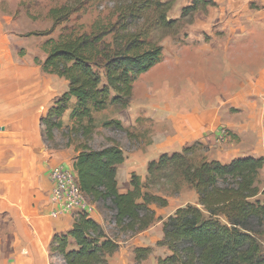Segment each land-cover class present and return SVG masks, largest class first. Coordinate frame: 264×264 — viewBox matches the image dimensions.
<instances>
[{
    "label": "trees",
    "instance_id": "16d2710c",
    "mask_svg": "<svg viewBox=\"0 0 264 264\" xmlns=\"http://www.w3.org/2000/svg\"><path fill=\"white\" fill-rule=\"evenodd\" d=\"M75 1V6L49 11L53 26L42 36L52 35L78 10L101 0ZM114 1L116 22L98 21L90 33L68 32L45 42L44 73L65 79L69 88L42 117L43 140L54 142L58 132L67 139L65 148H75L73 168L82 191L93 204L107 205L117 231L125 235L140 234L156 221L152 206H168L166 197L152 191V178L172 179L176 193L182 188L197 193L198 205L181 207L164 222L158 246L166 247L171 255L159 258L157 264H264V190L258 186L264 157L222 163L207 159L202 154L204 144L195 142L151 161L145 182L132 173V190L121 194L117 174L125 155L120 144L110 140L113 145L99 150L90 145L95 115L110 107L129 108L137 80L162 62L164 48L151 34L162 31L175 36L186 18L216 7L211 0H193L179 20H169L174 1ZM69 111L70 125L65 127L63 118ZM103 126L133 137L118 120ZM118 250V240L86 213H78L73 228L55 236L51 247L63 264H109ZM151 253V248L136 249L137 262Z\"/></svg>",
    "mask_w": 264,
    "mask_h": 264
},
{
    "label": "rangeland",
    "instance_id": "374dc122",
    "mask_svg": "<svg viewBox=\"0 0 264 264\" xmlns=\"http://www.w3.org/2000/svg\"><path fill=\"white\" fill-rule=\"evenodd\" d=\"M161 1H174V6L167 15L169 20H179L183 9L193 3V0ZM211 1L216 7L211 6L193 18H186L175 36L165 35L162 31L151 34V38L163 46L164 57L153 70L141 76V121L138 120L137 128L126 127L133 137L103 126L104 122L125 118L124 111L128 109L110 107L106 112L95 115L96 131L90 142L92 148L99 150L111 146L113 143L110 140H114L127 156L138 150L147 153V148L163 142L174 131L171 122L173 119L170 117L172 114L164 113L162 109L168 106L174 109L176 104L181 107L180 102L175 103V99L183 98L187 103L185 95H189V101L200 103V106L222 99L218 105L221 124L217 133L201 141L205 146L202 154L207 159L229 163L236 158L264 157V94H248L252 74L256 71L259 74L264 66V8L257 2L234 4L231 8L232 4L228 0ZM75 4V0H0V14L6 23L3 28L10 31L17 29L14 31L17 36V40L13 42L14 47L10 44L1 52L0 72L3 82L10 68L27 67L31 64L39 67L38 72L31 76L33 83L40 87L46 85L45 77H50L51 84L56 81L59 91L55 99L68 91L69 82L48 75L42 69L47 57L45 42L49 39L58 40L68 32L77 35L90 33L98 21H117V17L113 16L115 1L101 0L78 10L52 35H41L49 32L53 26L49 17L51 9ZM255 21L257 26L254 25ZM139 26L141 27V21ZM254 38L257 39V48L261 52L257 59L251 57L248 51L255 43ZM234 52L236 56L233 55ZM17 79L19 78L15 77L11 82L16 85V82L22 81L21 78ZM139 79L135 86L139 85ZM170 92L175 95L170 96ZM43 109L44 112L48 108ZM64 125H70L68 117ZM255 136L259 137V142L255 140ZM66 142L67 139L57 132L55 141L45 144L51 150H63L68 149L65 148ZM194 143L187 144L186 147ZM158 152L154 158L159 156ZM168 153L172 154V151L168 150ZM141 178L143 182L146 181V170L141 172ZM152 182L155 183L152 191L166 197L168 206H152L156 221L140 234L120 233L113 223V212L107 205L93 204V214L99 216L107 235L119 242V250L109 259V264H157L159 258L170 256L171 252L166 247L158 246V242L164 237V222L177 209L186 205H198V195L194 190L182 188L176 193L173 180L161 178V175L159 178H152ZM258 186L264 190V168L260 171ZM88 202L90 203L89 200ZM138 248L152 249L151 255L142 263L136 260L135 250ZM46 264H63V260L53 255L50 249Z\"/></svg>",
    "mask_w": 264,
    "mask_h": 264
},
{
    "label": "crops",
    "instance_id": "0c3cea01",
    "mask_svg": "<svg viewBox=\"0 0 264 264\" xmlns=\"http://www.w3.org/2000/svg\"><path fill=\"white\" fill-rule=\"evenodd\" d=\"M228 2L232 4L231 8L234 4L249 2H257L264 8V0ZM5 24L0 14V56L4 49L17 40L14 34L17 29H4ZM253 42V47H249L248 51L251 57L257 59L261 52L258 51L256 38ZM233 55L236 56V52ZM37 69L39 67L31 64L10 68L4 77L5 82L0 72V264H46L55 236L67 234L75 223V216L70 213L52 217L55 206L51 171L56 167L74 171L77 153L74 148L51 150L42 139L41 119L53 106L59 90L56 81L51 84L50 77H45L47 83L41 87L33 83L31 76L38 72ZM11 76L22 81L17 79L16 86L11 82L15 77ZM252 77L248 94H264V66L259 74L256 71ZM134 95L130 107L124 111L125 118L119 120L125 127L137 128L138 120L141 119V77L139 85L134 87ZM172 95L175 93L170 92ZM188 96L185 95L187 103L183 98L175 99V103L180 102L181 107L176 104L174 109L170 106L162 109L164 113L173 115L170 117L173 119L174 131L170 137L147 148V153L141 150L129 156L124 153L125 162L119 166L117 174L121 194L132 190V173L141 177V172L148 170V164L168 153V150L172 153L181 152L187 144L201 142L217 133L221 124L218 105L222 99L200 106V103L190 102ZM43 107L48 109L43 112ZM70 114L69 111L63 121L66 117L70 119ZM255 137L259 142V137ZM157 152L159 156L154 158ZM91 217L100 223L99 216L92 214Z\"/></svg>",
    "mask_w": 264,
    "mask_h": 264
},
{
    "label": "built area",
    "instance_id": "2783aa9c",
    "mask_svg": "<svg viewBox=\"0 0 264 264\" xmlns=\"http://www.w3.org/2000/svg\"><path fill=\"white\" fill-rule=\"evenodd\" d=\"M50 178L55 206L52 217L58 218L64 213L74 216L78 213H86L90 216L93 214V203L82 191L75 171L65 167H56L51 171Z\"/></svg>",
    "mask_w": 264,
    "mask_h": 264
}]
</instances>
